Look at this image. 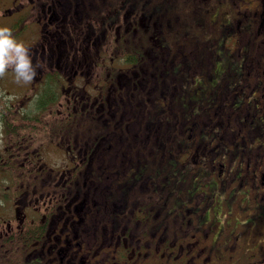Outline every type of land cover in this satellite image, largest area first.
I'll list each match as a JSON object with an SVG mask.
<instances>
[{"label":"flooded vegetation","instance_id":"flooded-vegetation-1","mask_svg":"<svg viewBox=\"0 0 264 264\" xmlns=\"http://www.w3.org/2000/svg\"><path fill=\"white\" fill-rule=\"evenodd\" d=\"M104 2L0 0V264H264V0Z\"/></svg>","mask_w":264,"mask_h":264},{"label":"clouds","instance_id":"clouds-1","mask_svg":"<svg viewBox=\"0 0 264 264\" xmlns=\"http://www.w3.org/2000/svg\"><path fill=\"white\" fill-rule=\"evenodd\" d=\"M9 69L18 82H30L37 75L30 48L18 42L10 28L0 27V78Z\"/></svg>","mask_w":264,"mask_h":264},{"label":"trees","instance_id":"trees-1","mask_svg":"<svg viewBox=\"0 0 264 264\" xmlns=\"http://www.w3.org/2000/svg\"><path fill=\"white\" fill-rule=\"evenodd\" d=\"M121 1L120 0H105L104 4L107 5V9L109 11H113L117 8V6L120 4ZM15 34L16 33L14 32L13 35L15 36Z\"/></svg>","mask_w":264,"mask_h":264}]
</instances>
